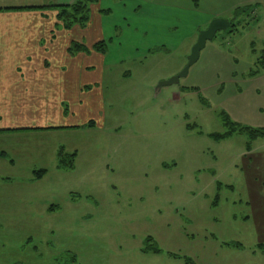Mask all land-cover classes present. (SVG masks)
Returning a JSON list of instances; mask_svg holds the SVG:
<instances>
[{
  "label": "rangeland",
  "instance_id": "obj_1",
  "mask_svg": "<svg viewBox=\"0 0 264 264\" xmlns=\"http://www.w3.org/2000/svg\"><path fill=\"white\" fill-rule=\"evenodd\" d=\"M101 3L112 39L103 107L0 103V128H27L0 132V264H264V137L220 138L225 116L264 130V0ZM194 17L235 28L160 87L209 26L190 36Z\"/></svg>",
  "mask_w": 264,
  "mask_h": 264
},
{
  "label": "crops",
  "instance_id": "obj_2",
  "mask_svg": "<svg viewBox=\"0 0 264 264\" xmlns=\"http://www.w3.org/2000/svg\"><path fill=\"white\" fill-rule=\"evenodd\" d=\"M77 1L0 0V103H19L30 99L44 102L50 96V102L77 99L83 105L92 99L97 101V109L99 105L103 107L101 85L104 83L106 68L111 64L108 55L81 52L71 56L68 51L74 41L90 48L98 41L107 40L110 53L112 39L108 38L107 16L101 14L104 9L101 0L98 5L92 6V20L86 29L59 28L61 23L57 18L58 11L49 8L55 5H71ZM212 20L214 19L210 18L203 22L201 18L194 17L190 23L194 25L189 31L190 36L195 37L202 25H210ZM162 25H166L165 20L158 22L155 29L163 28ZM174 25L179 29V25L174 23L165 28L166 32L174 29ZM186 29L188 27L184 25V32ZM136 52L139 53L140 49H136ZM30 71L33 75L29 74ZM19 129L0 128V132ZM38 129L45 131L51 128ZM1 162L5 166L8 164L0 156V164ZM46 175L39 178V182ZM33 180L32 178L31 182ZM14 263L19 264L16 260ZM20 263L29 264V261L20 259Z\"/></svg>",
  "mask_w": 264,
  "mask_h": 264
},
{
  "label": "trees",
  "instance_id": "obj_3",
  "mask_svg": "<svg viewBox=\"0 0 264 264\" xmlns=\"http://www.w3.org/2000/svg\"><path fill=\"white\" fill-rule=\"evenodd\" d=\"M99 2H100V0H78L77 2H75L74 4H71V5L50 6L49 8H53V9L58 11L57 18L61 23H63L64 29L72 30L76 26H79L80 28L85 29L86 27H88V25L91 22L92 6L98 5ZM29 8L30 9H38L37 7H29ZM105 13L111 14V11L102 10L101 14L106 15ZM231 25H232L231 28L228 30V32H230V33L233 32L232 28H235V25L233 23H231ZM68 51H69V54L71 56H76L77 54H79L81 52L87 53V54H90L91 52H96V53H100V54L105 55L108 52V45H107L106 41H100V42L96 43L94 46H92L91 48H88L87 46H85L79 42L74 41L72 43V45L70 46ZM260 60L261 61H259V63L261 64L262 69H264V58L260 59ZM225 117H226V122H227L228 126H230L232 130L228 134L222 135L220 138H226V137H228L231 134L236 133V132L249 133V134H251V136L253 138L264 137V130H255V129L252 130L250 128H245L242 126L237 127L236 124L231 122L229 117H227V116H225ZM7 131L13 132L16 130H7ZM0 156L6 158L7 154L5 152H2V153H0ZM73 157H75V155L72 156V158ZM73 161L74 160L72 159L71 161L67 162L63 158V156H61L58 167L60 169L73 168L74 167ZM34 174H35V176H37V179H39V178H41L47 174V170H39V171L36 170L34 172ZM147 242H148V245L151 247V248H148L147 251H150L152 249H156L157 252L159 251V249H157L158 246L156 244H153V242H154L153 238H149L147 240ZM186 262L190 263L189 260H186Z\"/></svg>",
  "mask_w": 264,
  "mask_h": 264
},
{
  "label": "water",
  "instance_id": "obj_4",
  "mask_svg": "<svg viewBox=\"0 0 264 264\" xmlns=\"http://www.w3.org/2000/svg\"><path fill=\"white\" fill-rule=\"evenodd\" d=\"M231 26L232 25L230 21L225 20V19L217 18V19L212 20L208 28L199 33L197 43L194 45L192 49V52L189 58V63L186 66V68L180 74L174 76L170 80L166 82H162L160 84V87L165 86V85L166 86L173 85L175 83H178L180 79L187 77L189 74L190 68L194 64L197 63V61L200 58V54L205 49L207 43L209 41H212L219 32L228 31L231 28Z\"/></svg>",
  "mask_w": 264,
  "mask_h": 264
}]
</instances>
